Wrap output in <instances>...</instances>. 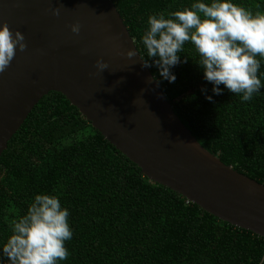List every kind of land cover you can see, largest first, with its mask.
Here are the masks:
<instances>
[{
  "label": "trees",
  "instance_id": "obj_1",
  "mask_svg": "<svg viewBox=\"0 0 264 264\" xmlns=\"http://www.w3.org/2000/svg\"><path fill=\"white\" fill-rule=\"evenodd\" d=\"M141 56L153 13L197 0H113ZM210 3L211 0H201ZM264 11V0H233ZM175 82L148 67L175 113L203 148L225 165L264 184V87L251 101L224 85L216 95L194 45L186 42ZM258 75L264 84V58ZM187 60V62H184ZM206 90V91H205ZM211 96L212 100L207 97ZM56 196L73 232L58 264H260L264 237L237 228L181 194L150 180L109 143L61 93L43 97L0 159V264L11 222L36 195Z\"/></svg>",
  "mask_w": 264,
  "mask_h": 264
},
{
  "label": "water",
  "instance_id": "obj_2",
  "mask_svg": "<svg viewBox=\"0 0 264 264\" xmlns=\"http://www.w3.org/2000/svg\"><path fill=\"white\" fill-rule=\"evenodd\" d=\"M56 7L58 17L50 11ZM5 22L28 47H17L0 73V159L40 100L58 92L150 180L264 237V184L225 165L187 129L143 67L113 0H0V28ZM76 23L79 34L71 31Z\"/></svg>",
  "mask_w": 264,
  "mask_h": 264
},
{
  "label": "clouds",
  "instance_id": "obj_3",
  "mask_svg": "<svg viewBox=\"0 0 264 264\" xmlns=\"http://www.w3.org/2000/svg\"><path fill=\"white\" fill-rule=\"evenodd\" d=\"M61 7L50 11L58 17ZM256 9H247L233 0H211L210 3L197 0L191 7L168 13L167 18L163 12L151 14L142 36L148 57L140 55L143 67L154 63L161 77L175 82L171 68L181 63L178 53L190 42L200 57L198 64L204 70L205 80L214 85L213 93L222 94L219 86L224 85L243 102L251 101L264 87L258 75L261 61L257 59L264 58V11L260 5ZM80 30L79 23L71 25L73 33L79 34ZM17 47L21 52L27 50L24 34L19 30L13 33L3 23L0 73L11 65ZM126 55L131 59L137 52L129 49ZM96 66L101 72L108 68L102 58ZM207 99L211 101L212 97ZM68 217L69 211L62 209L56 196L36 195L27 214L11 222L12 234L2 247V256L9 264H58L67 260L69 251L65 242L73 237ZM260 264H264V259Z\"/></svg>",
  "mask_w": 264,
  "mask_h": 264
}]
</instances>
